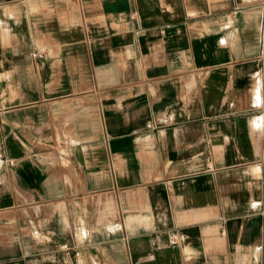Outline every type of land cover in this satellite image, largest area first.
I'll list each match as a JSON object with an SVG mask.
<instances>
[{
	"label": "crops",
	"instance_id": "1",
	"mask_svg": "<svg viewBox=\"0 0 264 264\" xmlns=\"http://www.w3.org/2000/svg\"><path fill=\"white\" fill-rule=\"evenodd\" d=\"M0 264H264V0H0Z\"/></svg>",
	"mask_w": 264,
	"mask_h": 264
},
{
	"label": "built area",
	"instance_id": "2",
	"mask_svg": "<svg viewBox=\"0 0 264 264\" xmlns=\"http://www.w3.org/2000/svg\"><path fill=\"white\" fill-rule=\"evenodd\" d=\"M8 163H13V158L7 159ZM176 237L175 233L171 234V239H174Z\"/></svg>",
	"mask_w": 264,
	"mask_h": 264
}]
</instances>
